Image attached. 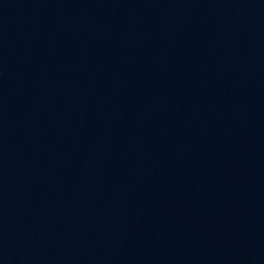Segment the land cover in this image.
I'll return each mask as SVG.
<instances>
[{
  "label": "water",
  "instance_id": "95a60500",
  "mask_svg": "<svg viewBox=\"0 0 264 264\" xmlns=\"http://www.w3.org/2000/svg\"><path fill=\"white\" fill-rule=\"evenodd\" d=\"M0 264H264V0H0Z\"/></svg>",
  "mask_w": 264,
  "mask_h": 264
}]
</instances>
